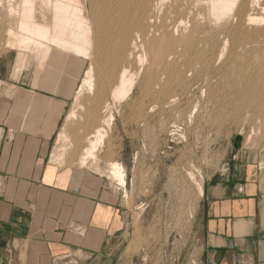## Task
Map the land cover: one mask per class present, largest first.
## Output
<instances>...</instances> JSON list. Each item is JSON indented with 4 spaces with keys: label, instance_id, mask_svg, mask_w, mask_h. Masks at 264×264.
I'll return each mask as SVG.
<instances>
[{
    "label": "rangeland",
    "instance_id": "374dc122",
    "mask_svg": "<svg viewBox=\"0 0 264 264\" xmlns=\"http://www.w3.org/2000/svg\"><path fill=\"white\" fill-rule=\"evenodd\" d=\"M261 7L262 12L257 8L254 13L264 16ZM202 13L197 8L193 17L202 18L199 19V25L205 28H202V37L209 41L205 46L219 54L225 48V36L217 26L220 24L214 20L211 21L214 23L207 22L209 16ZM252 48L249 58L244 56L239 60L250 63L243 67L227 63L228 47L223 59L209 70V77L203 74L201 79H197L198 68L187 64L189 58L182 54V48L172 60L162 59L157 63L147 49L144 64L132 61L130 65L133 73H139L133 93L118 103L112 98L113 87H109L104 73L113 72L118 76L123 61L116 56L108 57L95 68L94 90H85L78 104L73 99L70 112L75 110L76 117L66 127L70 141L66 152L63 151V166L80 168L79 159L89 138L104 126L103 120L114 117L112 125L105 128L107 136L96 152L97 159L84 167L105 176L112 187L120 189L125 227L111 264H195L202 255L203 245V239L194 233L197 212L207 187L227 177L233 164L242 162L253 167L261 185L260 208L264 211V118L259 117L253 106L255 97L264 94V87L236 89L229 85V77L235 71L246 70L248 66L262 71L258 52L264 50V38ZM15 53L12 52L8 75L0 53L1 87H33L37 73L34 60L31 59L29 68L21 76H13ZM89 63L86 62L85 70ZM231 68L232 73L228 70ZM174 70L179 79L187 76L191 80L190 87H181L179 79L170 82V87H163ZM60 146L56 144L54 154L62 150ZM112 162L125 168V188L109 177ZM200 186L203 195H200Z\"/></svg>",
    "mask_w": 264,
    "mask_h": 264
},
{
    "label": "crops",
    "instance_id": "0c3cea01",
    "mask_svg": "<svg viewBox=\"0 0 264 264\" xmlns=\"http://www.w3.org/2000/svg\"><path fill=\"white\" fill-rule=\"evenodd\" d=\"M72 106V97L41 87H0V264L113 262L125 227L120 189L98 173L52 162ZM256 179L241 162L207 187L195 219L203 239L195 264H264Z\"/></svg>",
    "mask_w": 264,
    "mask_h": 264
},
{
    "label": "bare ground",
    "instance_id": "6f19581e",
    "mask_svg": "<svg viewBox=\"0 0 264 264\" xmlns=\"http://www.w3.org/2000/svg\"><path fill=\"white\" fill-rule=\"evenodd\" d=\"M261 6L264 7L261 0H90V2L86 0H0V39L4 40L0 41V53H3L2 62L8 72L12 66V52H16L13 76H21L24 69L29 68L31 59L34 60L37 73L36 79H33V87L52 90L67 98L72 97L75 104L79 103L85 90L88 92L94 90L97 65L104 63L108 57L116 56L123 61L119 75L113 72L104 74L109 87H113L112 98L118 103L126 100L133 93L139 73H133L130 65L132 61L144 64L147 60V49L153 62L157 63L162 59L172 60L182 48V54L189 58H187V64L194 69L198 68V77L195 75L197 79H201L203 74L206 76L211 74H208L209 70L220 58L223 59L228 47L227 63L242 64L241 66L249 63L239 60L244 56L249 58L253 53V45L264 38V16L260 13ZM263 7H261L262 10H264ZM197 8L200 14L207 13L206 15L209 16L207 22L214 20L221 25L217 26L221 34L225 36L226 45L219 54H216L215 49L210 50L209 46H205L209 41L202 37L204 27L199 25L202 18L198 21L193 17ZM257 8L260 12L255 14ZM187 30L189 34L186 33ZM258 55L262 58L260 66L262 71L248 66L246 70L235 71L236 74L232 75L234 73H232V67L228 69L232 73V79L231 76L229 77L230 86L236 89L237 87H264V50L259 51ZM87 61L90 63L85 70ZM175 64L178 66L177 63ZM183 76L184 74L181 78ZM178 79L174 70L163 87H170L172 85H169L170 82ZM179 80L181 87H190L191 80L187 79V76ZM156 85L159 86V83ZM255 98L257 99L253 106L259 117L264 118V94ZM40 99L47 100L46 97L37 98L39 101ZM37 100L36 103H38ZM37 109L34 112H38ZM32 112L33 110L30 113ZM32 116L35 117L34 113ZM75 117V110L69 112L66 124L57 138V143L61 145L62 150L53 154L52 162L58 166L64 165L63 151L66 152L65 147L70 141L66 127ZM113 121V116L103 120L104 126L97 128L89 138V144L84 149L81 160L79 159L80 169L86 167L89 161L97 159L96 152L107 136L105 128L111 126ZM109 177L122 188L126 187V172L122 164L112 162L109 166ZM199 192L203 195L202 186L199 187Z\"/></svg>",
    "mask_w": 264,
    "mask_h": 264
}]
</instances>
